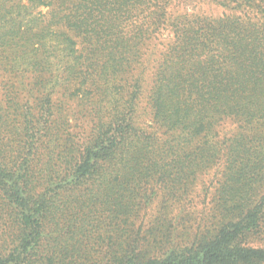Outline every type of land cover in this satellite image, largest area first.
I'll return each instance as SVG.
<instances>
[{
	"label": "trees",
	"instance_id": "obj_1",
	"mask_svg": "<svg viewBox=\"0 0 264 264\" xmlns=\"http://www.w3.org/2000/svg\"><path fill=\"white\" fill-rule=\"evenodd\" d=\"M180 1L0 0V264H264V196L186 241L141 221L214 160L264 182V0Z\"/></svg>",
	"mask_w": 264,
	"mask_h": 264
},
{
	"label": "rangeland",
	"instance_id": "obj_2",
	"mask_svg": "<svg viewBox=\"0 0 264 264\" xmlns=\"http://www.w3.org/2000/svg\"><path fill=\"white\" fill-rule=\"evenodd\" d=\"M180 2L182 3H180L181 9L187 12L197 8L202 10L206 16L213 18L221 17L223 14H230L228 11L220 7L213 6L210 0H182ZM198 12L200 14V11ZM167 35L169 34L165 33L162 39ZM5 72L6 70H1L0 67V93H2V88L6 79ZM145 81L146 83L144 85L145 87L140 102V112L142 114V122L150 124L152 119L149 114L150 111L147 103L149 84L147 79H145ZM56 89H59V86H56ZM31 95L33 96L27 97L26 92L20 89L18 93L10 95L9 98L12 97L18 102L25 98L31 100L32 103V101L36 99L37 94L31 93ZM1 96L2 94H0V99H2ZM53 100L58 103L62 102L65 116L68 117L70 122L73 119L78 118V102L74 100V98L57 95ZM237 125L238 124L233 120H228L223 123L222 127L232 135L237 131ZM59 146L64 147L65 143L62 141L59 143ZM54 159L56 160V157H54ZM224 159L221 158L219 160H214L208 170L202 173L198 172L196 181L185 190L182 196L181 206H173L163 209L159 203L157 208L148 211L146 215L141 213V221L144 222L143 224L145 225V228L149 230L153 222L159 223L160 225H171L173 226V229H166V231L171 232V237H169V239L177 242L198 238L211 231L218 222L225 218L230 219L234 217L238 213L235 205H241L240 209L243 210V205L247 207L250 204H255L260 197L264 196V182L255 187L251 191L252 193H242L238 197H236L237 190L241 187L243 188L242 183L230 180L228 183L226 182V185L223 188H221L227 179V177H225L226 164ZM262 181H264V179ZM228 186L233 188V193L229 189L227 190ZM241 195L243 196V199L239 200ZM220 206H223L227 212L219 211L218 207ZM138 218L140 220V217ZM176 227L177 230L175 231L174 229ZM147 237L149 239V234ZM150 239L152 240L151 237ZM250 242H252V239Z\"/></svg>",
	"mask_w": 264,
	"mask_h": 264
}]
</instances>
